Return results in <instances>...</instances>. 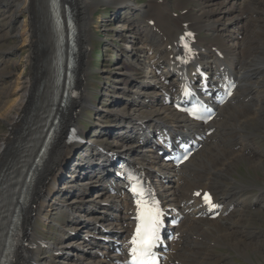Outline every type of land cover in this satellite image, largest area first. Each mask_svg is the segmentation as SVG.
Returning <instances> with one entry per match:
<instances>
[{"label": "bare ground", "instance_id": "6f19581e", "mask_svg": "<svg viewBox=\"0 0 264 264\" xmlns=\"http://www.w3.org/2000/svg\"><path fill=\"white\" fill-rule=\"evenodd\" d=\"M180 1L182 0H174L172 4H169L168 0H151L144 5H137L133 0L115 1L114 5L117 6V10L114 22L120 24L123 30V33L118 32L117 36L128 38L132 44L131 52L133 54L129 55V60L126 63L123 62L124 67L122 64L115 65L113 69L108 70L106 73L109 75V71H112L115 78L121 79L122 85L118 88L120 94L130 92V90L125 91L124 87L134 88L128 94L131 95V100L121 109L122 115H129L130 117L133 112L144 113L142 109L146 102L151 110L143 114L145 117H138V120L133 121L131 118H124L123 120L119 119V122H115L110 117L108 120H111L110 123L114 122L117 125V131L113 133L104 130L103 133L101 130L95 139L112 137L122 144L113 142V144H110V149L103 146H95L97 147L95 148L90 144L86 146L87 148L80 157L74 158L73 153L82 144L80 134L83 131L80 130L74 117L78 114L77 109L81 108L86 102L85 96L83 97V95H86L84 88L85 74L82 71H77L74 84L82 90L80 95L70 100L62 110L56 135L46 158L36 173L34 184L28 194L30 205L27 207V214L22 222L26 245L17 246L11 264H82L81 262L83 264H115L97 256L96 252L92 250L86 252L83 250L85 245L94 248L98 244L100 238L95 236L94 228L98 229L99 227L106 230L111 228L122 233L126 232L132 225L129 222V214H127L132 210L131 204L124 191L120 189L118 179L110 173L113 166L110 160L115 156H121L139 164L143 170L152 176L167 205L173 206L183 215V220L177 228L179 231L178 239L172 244L173 247L167 254L165 264H232L226 255L216 254L215 256V248L222 246L237 252L240 256L244 255L249 247L252 249L254 247V250L257 249L258 243H252V229L250 230L245 221L241 224L240 222L244 220L243 217L247 213L245 209L254 208L259 210L264 208V189L259 187V194H252L251 196H244L245 193H242V189L239 192L240 194L237 195L238 191L236 190L239 188L230 187L229 184L223 183V179H221L223 177L224 180H227L228 177H231L229 173L232 170L231 168L237 164L239 159L245 158L237 155V150L236 152L232 150L234 151L233 154H229L230 151L226 152L225 148L228 145L229 137L231 139H234V137L249 139L252 134H241V131L246 130L244 128L246 127L245 124L250 125V120L257 117H261L262 122H264V117H262L264 109L262 108L261 111L258 107V104L264 103V93H260L259 90L257 92L253 90V93L251 89H245L247 88L245 81H248L249 76L248 70L235 72L240 82L239 89L236 92L237 100L235 102H230V100L226 105L219 108L216 121L211 123L215 131L207 138L203 148L194 157H190L180 170L175 171L169 164L158 161L151 138H148L146 134L151 127L156 125L157 129L167 126L172 130L180 129L186 125L181 116L161 103L159 99L160 90L165 89V87L162 86L164 85L162 82L156 84L161 76H156L154 70L158 63L164 62L166 64L163 72H168L167 68L172 47H175L178 35L185 30L180 27L179 21H186L189 28L207 33L205 36L197 37L195 46L198 57L196 60L204 65L208 71L217 74L221 67L217 62V52L215 51L221 53L222 57L218 56L220 59L223 58V52L220 49L224 47L233 53V48L238 46V42L234 41L232 36L229 37V34L232 28L239 25L240 20L237 19L244 17V14H240V16L238 14L246 11L253 12L254 9L257 11L261 7V0H199L200 14H190L187 9L180 6ZM40 2V0H22L16 6L19 11H25L31 15L26 32L33 37L31 42L35 58L33 63H35L33 67L31 66V72L27 76H22L20 73L17 79H13L14 77L9 75L11 78L9 77L8 80L6 79L8 76L0 74L3 83L10 81L8 86L0 89V118L9 127L7 133L0 136V169L6 164L9 155L16 149L17 136L23 124L28 122V115L32 111L35 112L33 114L35 115L40 108L44 110V107L40 105L39 95L37 93L34 95V91L40 86L41 76L44 74L42 70L43 63L40 71V68L37 69L36 62L40 60L44 62L48 56L44 41L38 40V36L37 38L35 36L39 32V11L43 12L45 10V7L40 6ZM71 2L77 19L79 35L80 33L82 35L89 33L90 29L86 19L87 11L93 5L105 1L71 0ZM169 5L179 10L180 14L173 17ZM120 9L126 12L125 16H118ZM260 12L262 16L264 13L263 11ZM150 19L154 20L153 26L148 23ZM189 28H186V30ZM209 39L216 40L218 44L207 45ZM213 47L215 51L212 50ZM137 53H140L142 59L138 58ZM143 64H146V67H151L149 76L155 83L143 85V83H136L135 80L131 79V76L133 78V76L139 74L140 67ZM257 64L255 66L252 64V66L260 69L261 66ZM232 65L233 61L227 66L228 71L233 70ZM249 65L248 63L246 66ZM118 73H121V75ZM256 88H259L257 84ZM15 93L16 97L13 98L12 96ZM246 98H249L248 101H253V104H251L254 108H252V105L251 107L248 106L249 103L242 104ZM38 100L39 102H37ZM155 100L158 102H154ZM108 104L110 106L108 110H112V106H115L113 103ZM157 110L161 116H159ZM110 114V116H113V113ZM101 116L99 114V117ZM29 117L31 118L32 115ZM123 117L119 116V118ZM36 128H40V126ZM38 132L42 134L41 131ZM34 133L35 131H32V134ZM138 134L143 136L142 140L137 138ZM77 135H79V139L75 138ZM224 135L229 136L227 140L224 139ZM42 138L43 136L33 140V145L29 148L30 160L36 154ZM251 145L255 148L256 144L253 141L250 144L243 143L242 148H245V151L249 154H253L251 149H248ZM133 146L140 147V151L134 153L136 150L132 151ZM230 146L234 149L238 146V142L231 143ZM146 168L153 169V172L146 170ZM156 170H158V173L155 174ZM155 176L156 180L154 179ZM86 177L89 178V182L93 181L92 183L100 185L103 189L95 191L87 189L82 183ZM169 178H173L175 185L170 184ZM104 185L106 186L104 187ZM110 186L118 191L117 195L108 194L106 187ZM243 187L244 185L241 188ZM198 189H211L215 200L224 205V211L226 212L230 206L232 207L231 210L226 215L214 220L195 217L200 208H197L199 200L193 196V193ZM190 201L193 202L190 203ZM103 203L108 204L106 210L101 207ZM58 206L65 210L66 219L63 220L62 224H59L60 232L56 239L46 240L43 235L36 232L34 223L37 219L47 216L51 208ZM234 212H237L235 219H233ZM11 213L12 209L9 210L8 214ZM78 221L82 223L80 227H77L79 225ZM71 229H79L80 231L72 235L69 233ZM248 232L251 233L250 236L238 235ZM104 234V232L98 231V235L101 237H104ZM4 236L2 234L1 237L4 238ZM194 236H199L201 241L194 242ZM255 236L256 234H254ZM46 252H50V257L44 256ZM107 257H111V261H115L119 258V255L110 253Z\"/></svg>", "mask_w": 264, "mask_h": 264}, {"label": "rangeland", "instance_id": "374dc122", "mask_svg": "<svg viewBox=\"0 0 264 264\" xmlns=\"http://www.w3.org/2000/svg\"><path fill=\"white\" fill-rule=\"evenodd\" d=\"M21 1L22 0L0 1V74H4L3 76H8L6 77V79L8 80L10 77L9 75H12L14 77L13 79L15 78L17 79V76L20 75V73L22 74V76L23 75L27 76L31 72V69L35 63V62L33 63L35 58H34V50H33L32 42H31V38L33 40V37L31 35H28L26 32L31 19L30 17L31 15L25 11H19V9L16 7L17 4L20 3ZM104 1L105 2H100L97 5H93L92 8H90V10L87 11L86 19H87L88 27L90 29L89 33L84 35H82L81 33L79 35L78 33V52H77L78 70L77 71L79 72L82 71L85 74L84 88L86 95H83V97L85 96L86 102L82 105L81 108L77 109L78 114L76 115V117H74L80 130H83L82 131L83 133L81 132L80 134V137L82 138V144L78 146V148L73 153L74 158L80 157V155L83 154L82 152L85 150V148H87L86 147L87 145L91 144L93 147L103 146L105 148L110 149L109 148L110 144H113V142H119V140L113 139L112 137H100L98 138V140L95 139V137H97V134L101 130L103 133L104 130H109L112 131L113 133L117 131V125L114 122L110 123L111 120H108L110 119V117H112V119L115 122H119L118 121L119 119L123 120L124 118H131V120L133 121L135 119L138 120V117H145L143 116V114H146L145 112H148V108L144 107L142 109L144 113L138 111L133 112L130 117L129 115L121 114V109L127 105L129 100H131V95L128 94H130L131 90H133L134 88L124 87L125 91L130 90V92L127 94H122V93L120 94V92H118L119 91L118 88L121 87L122 85L121 79L115 78L114 73L112 71H109L110 73L109 75L106 72L108 70L113 69L115 65L122 64L124 67L125 64H123V62L126 63L129 60L130 57L129 55H131V53L133 54V52H131L132 44L129 42L127 37L117 36L118 32L123 33L120 24H116L114 22V20L116 19L115 12L117 10V6L114 5V3L115 1H120V0H104ZM149 1L151 0H133V2L136 3L137 5H144ZM168 1H170V4H172V1L174 2V0H168ZM179 4L180 6H185V8L189 10V13L192 12L194 14L195 13L200 14L199 0H194V1L182 0L179 2ZM260 4H261L260 5L261 7L259 8L260 10L258 9L256 11L254 9L253 12L246 11L244 13L238 14L239 16L240 14H244L243 15L244 17L242 19H237L238 21L240 20L239 25L232 28L231 33L229 34L230 35L229 37L232 36L234 41L236 40V42H238V46H236V48H233V53H231L225 47L220 49V51L223 52V58L220 59L217 54H216V58L219 67H221V69L222 67L228 68L227 66L231 63V61H233L232 67L236 73L240 71L242 72L248 70L247 71L248 75H251L253 78L251 79L255 82L253 83L250 82V84L248 85L249 80L248 81L246 80L245 84L247 85V88L245 89L246 90L251 89L252 91L254 90L256 92L257 90H259V92L261 91L260 93H264V64H263L264 44H262V42H264L263 41L264 30H261L264 29V24H263L264 17L262 18L264 14L261 16V12H260L263 11L264 13V0H261ZM170 7L172 9L175 8L174 6H170ZM178 11L174 9L173 12L178 13ZM118 12H119L118 16L122 17L126 15V12H124V10L122 9H120ZM252 18L254 19L252 20ZM255 18L258 20L256 21ZM246 27L249 30H247ZM37 33L35 34L36 38H37ZM238 33H241L242 36L240 37ZM210 40L211 39H209V41ZM209 41H207V43ZM211 44L217 45L218 43L216 42V40H212ZM139 54L137 53L138 58L142 59V56H140ZM239 57L242 60L239 61ZM40 61L36 62V66L38 70L41 67ZM248 63L250 65L246 66L248 65ZM255 63L256 64L258 63L257 65L261 66L262 68L260 67L259 69L257 67H254L256 65ZM252 64L254 66H252ZM141 67L139 74L133 76V78L131 76V79L133 81L135 80L136 83L139 82L142 83L143 79L146 78L145 77L146 67L145 65ZM118 74L121 75V73ZM0 81H1L0 89L8 86L10 83V81H8V83L7 82L3 83L1 77H0ZM256 84L259 86V88L255 89ZM162 86L166 88V85H162ZM75 88L78 89L79 92L82 90V88L81 89H79L78 87ZM144 88L146 89V86ZM37 90L38 87L34 92L36 93ZM140 95H142V93H140ZM12 97L13 98L16 97V93L13 94ZM154 102H158V101L155 100ZM108 103L115 104V106H112V110H108V107H110ZM252 104L249 103L248 106L251 107ZM261 104H258V107L262 111L264 109V103ZM252 108H254V106ZM110 113H113V116H110L111 115ZM157 113L159 114L158 110ZM99 114H101L102 116L99 117ZM119 114L124 117L119 118L120 116ZM159 116L161 115L159 114ZM262 117H264V114ZM168 118H170V116H168ZM250 122H251L250 125L245 124L247 128L243 126L246 130L241 131V134H252L251 136H249L250 137L249 139H243V138L238 139L237 137L231 139V137L224 135L225 140H227L229 137L228 145L225 148L226 152L230 151L229 154L231 153L233 154V152L234 151L236 152L237 150L239 152V153L237 152V155L241 157L244 156L245 158L241 160L239 159L237 164L233 166V168H231L232 170L229 171L231 177H228L227 180H224L225 178L223 177H221V179H223L222 181L223 183L227 185L229 184L230 187H234L235 189H237L238 187L239 189L236 190L238 191L237 195H239L240 194L239 192L243 189L242 193H245L244 196H251L254 193L259 194L260 191L259 187L264 189V122H262L261 117L251 119ZM8 128L9 127L6 125L5 121L2 118H0V136L2 134L7 133ZM78 137L79 135L75 136L76 139ZM251 140L253 141V143L256 144L255 145L256 149L252 145L251 147H248V149H251L253 154H249L247 151H245V148H242L243 143L250 144L252 142ZM237 142H238V146L232 149V146H230L231 143L235 144ZM140 149H141L140 147H136V146L132 147V151L136 150V152L133 151L134 153H138ZM156 173H158V170L155 171V174ZM154 179L156 180V176L154 177ZM92 182L93 181L89 182L88 177H86L82 181L85 187L87 189H90V191L103 189L102 187H100V185H96ZM169 182L170 184L175 185V183H173L174 182L173 178H169ZM243 185L247 187L241 188V186ZM101 207L103 208V210H106L107 208V206H102V205ZM245 210L247 213L243 217L244 220H242L240 224L245 221V224H247L250 230L252 229L251 230L253 232L252 243H258V245L256 246L257 249L254 250V247L253 249L249 247L246 249L247 251L244 253V255L240 256L235 251L229 252L228 250H226L227 248L225 249L223 247H217L215 248L216 254L219 253H222L223 255L228 254L230 256V259L233 260L234 264H264V208L259 210H251L250 212L248 208ZM236 214L237 212H234L233 219L236 218L237 216ZM65 219H66L65 210L61 206L53 207L51 208L47 216H44L42 219L40 218L35 221L34 227L38 234L43 235L46 240L48 239L52 241L56 239L57 235L60 232L59 224H62L63 220ZM78 223L79 225L77 227H80L82 223H80L79 221ZM79 231L80 230L77 229V233H79ZM69 233H71L70 230ZM250 234L251 233L248 232L245 234H238V235L250 236ZM254 234H256L255 237ZM193 241L198 243L201 241V238L199 236H194ZM83 250L84 252H86L91 250V248L89 245H85L83 247ZM44 256L50 257V252H46Z\"/></svg>", "mask_w": 264, "mask_h": 264}, {"label": "snow or ice", "instance_id": "6c2138e0", "mask_svg": "<svg viewBox=\"0 0 264 264\" xmlns=\"http://www.w3.org/2000/svg\"><path fill=\"white\" fill-rule=\"evenodd\" d=\"M186 35H191L187 33ZM184 37H181L183 40ZM187 48V45H184ZM187 159V156L184 157ZM129 190L132 192L136 204L135 229L129 240V260L126 264H156V257L153 248L160 239L159 232L161 227L162 211L158 201L152 196L151 192L143 187L137 177H130ZM200 195V193H196ZM204 199L211 207L210 196L205 193Z\"/></svg>", "mask_w": 264, "mask_h": 264}]
</instances>
